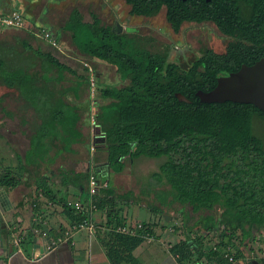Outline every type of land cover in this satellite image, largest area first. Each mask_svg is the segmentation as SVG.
Wrapping results in <instances>:
<instances>
[{"label":"trees","instance_id":"trees-1","mask_svg":"<svg viewBox=\"0 0 264 264\" xmlns=\"http://www.w3.org/2000/svg\"><path fill=\"white\" fill-rule=\"evenodd\" d=\"M125 1L131 6V14L139 17H155L165 8L166 19L176 33L185 23L211 22L231 40L225 52L203 46L193 61L181 65L171 61L170 46L156 51L153 37L115 31L95 12L86 20L83 11L75 7L66 19L64 32L79 53L113 66L121 83L101 85L97 78L98 96L93 103L88 65L78 75L53 52L37 51L49 68L42 76L9 69L0 57V87L9 89L0 97V111L7 117L15 115L3 106L11 93L22 101L18 108L24 117L21 125L33 131L29 160L42 157L44 150L49 155L56 143L72 146L82 140L79 124L94 116L115 172H122L129 161L142 157L163 159L152 177L171 186L167 199L188 205L193 212H207L212 222L209 229L222 227L223 243L219 245L227 247L239 232L246 239L255 238L264 229V111L253 104L231 101L205 103L197 93L214 89L220 76L264 57V0ZM52 70L79 78L77 94L83 86L88 87V107L82 101L79 106L55 102L56 89L50 86L56 80ZM178 93L186 100L178 98ZM33 109L29 120L26 114ZM78 176L87 181L89 193L92 176L100 184L105 182L96 170L79 172ZM0 184L10 190L18 181L5 173ZM120 198L110 183L94 196L96 210L105 211L109 229L126 225L117 209ZM65 206L75 222L84 219L83 213L76 215L68 203ZM217 209L221 211L218 217ZM141 223L143 230L138 236L104 232L102 242L113 264H142L134 251L146 239L145 234L153 235V225ZM193 231L185 242L172 248L182 264L204 256L199 244L190 238ZM212 249L210 253L217 256L218 250Z\"/></svg>","mask_w":264,"mask_h":264},{"label":"crops","instance_id":"crops-1","mask_svg":"<svg viewBox=\"0 0 264 264\" xmlns=\"http://www.w3.org/2000/svg\"><path fill=\"white\" fill-rule=\"evenodd\" d=\"M32 3L34 0H0L1 16L21 12L29 20L25 28L0 22V57L6 60L9 69L45 76L49 68L45 67L44 60L36 52L49 51V38L54 43L62 42L64 45L69 42L66 37L70 36L63 30L66 21L62 25L56 22L51 24L49 31L54 33L53 38L41 35L44 25L36 23L38 19L33 14ZM2 46L14 51L4 55ZM71 51L77 57L73 59L81 62L79 58L83 55ZM83 66L71 67L81 75L84 73ZM102 72H95L99 83ZM51 73L56 78L50 82V86L56 89V103L61 101L79 106L81 101L89 100L88 87L83 86L78 94L75 90L79 78L67 79L65 73L58 70H52ZM61 76H65V79H60ZM116 77L119 78V75ZM44 84L47 85L46 82ZM12 96L15 95L11 93L3 106L16 103L15 110L9 107V111L15 115L7 117L0 111V179L9 173L18 184L10 190L0 184V264H113L102 242L104 232L109 230L103 210L94 212L97 223L95 236L90 237L89 231L83 229L76 232L71 240L63 241L66 233L78 222L66 209V203L82 201L85 204L89 200L87 181H82L78 176L79 172L87 170H96L101 179H105L97 195L101 193L102 186L110 183L121 196L117 209L126 225L135 222H150L153 225L152 240L146 238L134 251L142 264H182L172 248L185 242L190 230H194L190 238L199 244L204 256L185 264H264V229L255 232V238L247 239L239 232L227 247L219 245L221 241L223 243L222 227L209 229L212 222L207 218V212H193L188 205H182L173 198L167 199L171 186L152 177L160 167L150 171L146 180H142L139 172L135 171V161L132 160L122 172H115L110 165L105 136L91 127V117L79 124L82 140L72 146L56 143L49 155L44 150L42 157L29 160L33 131L21 125V118L24 117L18 113V108L22 101ZM34 113V109L30 110L26 117L30 120ZM140 159H145V163L157 160ZM133 208L135 212H132ZM73 210L76 215H80L77 209ZM220 213L217 209L216 217ZM212 248L218 250L219 255H214ZM225 248L230 250L235 261H221L220 256H224ZM193 253L199 255L196 250Z\"/></svg>","mask_w":264,"mask_h":264},{"label":"rangeland","instance_id":"rangeland-1","mask_svg":"<svg viewBox=\"0 0 264 264\" xmlns=\"http://www.w3.org/2000/svg\"><path fill=\"white\" fill-rule=\"evenodd\" d=\"M28 1L32 2L33 0H28ZM106 2L110 4L109 6H106L107 10L112 11L113 13L118 15V16L115 15L116 19L114 21L119 23L117 25H119L122 32L131 31V33H134L132 32L133 30L136 31L139 35L153 37L155 40L153 42V49L156 51L163 50L167 46H170L172 60H177V58L175 57V55L177 54L184 61L187 60L190 61L191 59L195 58L198 51L203 46H207L218 53H223L225 52L231 40L229 37L221 33L219 29L216 27V25L211 22H207L204 24L185 23L182 26L180 32L176 33L173 31L171 25L166 19L165 8L157 16L147 18V17L133 16L131 14V6L128 5L125 0H107ZM32 4L34 7L32 9L33 14L38 19L36 23H41L42 25H44L43 27L44 30L43 31L41 30L40 34L45 36L49 35L48 30L49 27H51L52 23L56 22L57 24L62 25L66 21L69 13L75 7H79L83 11L86 20H91V14H90L91 11H95L100 16L105 17L102 15V11L99 7H94L88 4V2L86 1L83 2V0L80 3L79 2L70 3L67 7H65L63 0H34V3ZM44 7L46 8L44 11H42ZM17 13L21 16L22 21L19 25H16L15 27H19V28L27 27L29 23L27 17H25L21 12H17ZM2 18H10V17H2ZM104 20H108V19L104 18ZM114 21H111L110 24L114 25V23H112ZM66 38L69 39V42L67 41L68 39L64 40L63 42L67 41L66 43H64V45L62 42L54 43V41L49 38L50 40L49 44L51 45H49L48 50L53 52L54 55H56L62 62H65L74 68H80L81 66H83V64L84 66L88 64L90 68L93 67L95 70L99 72H101V70L104 71L102 72L103 77L101 78V82H100L101 85L117 86L118 84L121 83L120 78L116 77L118 73L113 66L107 65L103 62H99V60L98 61L92 60V58H88L85 55H83L82 58H79L81 62H77L76 60H74L73 58L77 59V57L75 54H73L71 50H75V52H77V49L76 47L73 46L71 39L69 37ZM1 49L4 55L10 54L11 50L14 51L13 49L10 50L8 46H2ZM68 56H70L71 58ZM93 62L96 63L93 64ZM46 75L47 74H45V76ZM65 76L67 77V79H75L74 76L70 75L69 73H65ZM111 80H113V82ZM116 82L118 84H116ZM7 91H9L8 88L0 87V97ZM97 96H98V92L96 89L95 98H97ZM5 102L6 103L8 102V97H6L4 103ZM88 103L89 101L84 100L83 106L88 107L89 105ZM15 104L11 103L10 106L8 105L7 106L4 105V106H6L8 109L10 107L12 108V110H15L16 109ZM143 160L145 159H138L134 163L135 171L139 172V176L142 180H146L148 178L147 174L150 171L159 168L160 165L164 162L163 159H157L153 162H146V163ZM132 212H135L134 208L132 209ZM130 217H132V215H130Z\"/></svg>","mask_w":264,"mask_h":264},{"label":"water","instance_id":"water-1","mask_svg":"<svg viewBox=\"0 0 264 264\" xmlns=\"http://www.w3.org/2000/svg\"><path fill=\"white\" fill-rule=\"evenodd\" d=\"M210 2L211 0H207ZM117 31L116 28H113ZM122 32V30H118ZM205 103L235 102L253 104L264 111V57L253 65L243 64L237 72L218 78L216 87L210 91H198ZM178 98L186 100L181 94ZM99 128V127H98ZM100 132V128L98 129Z\"/></svg>","mask_w":264,"mask_h":264},{"label":"built area","instance_id":"built-area-1","mask_svg":"<svg viewBox=\"0 0 264 264\" xmlns=\"http://www.w3.org/2000/svg\"><path fill=\"white\" fill-rule=\"evenodd\" d=\"M2 17H10V18H2ZM22 21L21 16L15 12L12 16H0V22L4 23L8 26H16L19 25ZM96 77L95 72L92 68H90V96L94 103V98L96 95ZM92 103V104H93ZM94 105V104H93ZM91 125L94 130L97 131L98 125L95 121V117L91 116ZM94 150V148H92ZM101 188V184L97 182L94 176L91 177V184H90V198L84 204L82 201H77L74 203H68L69 206L77 209L80 213L85 215L84 219L75 223L72 228L66 233L65 240H71L73 235L83 229H87L90 233V237L95 236L97 232V223L94 218V212L96 211V204L93 202L94 196L97 195L98 190ZM143 230V224L141 222H135L134 224L130 225H119L109 229V232H116L120 234H127L132 236H138V232ZM145 238L152 240V236L148 233L145 234ZM224 256L228 258L230 261H235V257L230 254L229 249H225Z\"/></svg>","mask_w":264,"mask_h":264},{"label":"flooded vegetation","instance_id":"flooded-vegetation-1","mask_svg":"<svg viewBox=\"0 0 264 264\" xmlns=\"http://www.w3.org/2000/svg\"><path fill=\"white\" fill-rule=\"evenodd\" d=\"M82 0H63V3H64V5H65V7H67L70 3H76V2H81ZM84 1H86V2H88V4H90V5H92V6H94V7H99L100 9H101V11H102V15L103 16H105V17H102V16H100L103 20H104V18H106V19H108V20H104V22H106L107 24H110L111 23V21H114L115 19H116V16L115 15H117V14H115V13H113L112 11H109V10H107V7L106 6H109L110 4H108V2H106L107 0H83V2ZM91 12H95V11H91ZM96 13V12H95ZM118 16V15H117ZM134 16V15H133ZM118 18V17H117ZM109 20H110V22H109ZM109 23H108V22ZM112 23H114V25H112L113 26V28H116L117 30H120L121 28L119 27V25H117V24H119L118 22H116V21H114V22H112ZM111 25V24H110ZM116 25V26H115ZM131 32V31H130ZM132 32H134V34H138L136 31H133L132 30ZM48 33H49V35H53L54 33H51V31H49L48 30ZM200 51V50H199ZM198 51V52H199ZM175 52V51H174ZM176 54V53H175ZM170 56H171V51H170ZM175 57L177 58V60H173V61H175V62H178V63H180L181 65L182 64H186V63H189V62H191V61H193L194 60V58L193 59H191L190 61H184L182 58H180V56L179 55H175ZM171 58V57H170ZM182 59V60H181ZM171 61H172V59H171ZM182 62V63H181Z\"/></svg>","mask_w":264,"mask_h":264},{"label":"clouds","instance_id":"clouds-1","mask_svg":"<svg viewBox=\"0 0 264 264\" xmlns=\"http://www.w3.org/2000/svg\"><path fill=\"white\" fill-rule=\"evenodd\" d=\"M98 129H99V128H98ZM98 129H97V130H98Z\"/></svg>","mask_w":264,"mask_h":264}]
</instances>
